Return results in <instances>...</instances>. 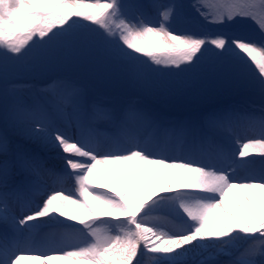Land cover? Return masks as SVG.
Instances as JSON below:
<instances>
[{"label":"snow or ice","instance_id":"1","mask_svg":"<svg viewBox=\"0 0 264 264\" xmlns=\"http://www.w3.org/2000/svg\"><path fill=\"white\" fill-rule=\"evenodd\" d=\"M192 7L202 19L176 30L175 0H0V264H142L149 255L155 264H221L220 255L230 257L223 264H264V0H232L211 14L200 0ZM245 20H258L259 34ZM53 70L64 75L32 95L17 80ZM205 87L230 102L198 119L119 99L128 89ZM240 122L257 134L236 135ZM52 148L63 173L41 155ZM62 175L74 177L76 193L53 190L31 214L9 215L10 199ZM46 221L62 226L47 241L56 250L25 256L19 246L35 242L21 227Z\"/></svg>","mask_w":264,"mask_h":264},{"label":"rangeland","instance_id":"2","mask_svg":"<svg viewBox=\"0 0 264 264\" xmlns=\"http://www.w3.org/2000/svg\"><path fill=\"white\" fill-rule=\"evenodd\" d=\"M144 2L148 3L150 2V0H144ZM162 2H168V0H162ZM175 2L182 6L181 15L174 18V20L172 21V27L175 28L176 30L191 28L197 19H202L200 13H198L196 9L192 7L194 0H175ZM231 2L232 0H200V4L203 6L202 11L209 14L217 12L225 4ZM150 14L152 15L154 21L158 19V17H156L154 13H150ZM244 25L245 27H248L250 25L251 28L255 29L256 33L259 34L258 20L257 21L245 20ZM91 27L97 28V26L94 24H92ZM62 75H64L63 71L53 70L41 74L21 75L17 77V80L19 81L21 88L25 92V94L32 95L40 91L41 89H45L49 84H51L53 80L58 79ZM81 82L82 85L88 88L92 94L102 96V98L106 102L112 103L117 99L115 92H113L110 88H106V87L101 88L100 86L92 83L87 79H82ZM129 98L137 99L141 104L155 108L156 110L174 119L202 118L213 108L230 102V96L228 93L207 87L189 89L186 90L181 95H168V96H152V95L137 93L132 89H128L126 90L125 93H123L119 97V99L121 100H126ZM248 107H249V111L253 112L254 114H257L256 116L259 115L258 103H253ZM66 125L67 123L63 120L58 121L57 124L58 127H63V128ZM99 126L102 131L110 132L111 130L107 125L103 124L102 122ZM247 127H248V123L245 127L244 134L245 133L249 134L251 132L252 127H249L250 128L249 130L246 129ZM236 128L237 126L235 127V131L237 130ZM149 132L150 130H146L144 135L147 136ZM54 151L57 152L56 149L54 148L43 149L41 150V155L45 157L47 165H52L51 167L55 169L58 173H63L64 166L60 156L58 154L50 155L51 152ZM259 166H260L259 161L257 160L255 167L259 168ZM244 175H246V173L243 172L242 176ZM102 182L103 181H98V183H102ZM67 185L70 189H72V193H74V190L77 192V186L75 185L74 177H68L67 175H62L54 182L52 181V179L49 180L48 176H44L41 180L38 190L50 194L53 190H64L67 187ZM35 194L31 193V195H35ZM89 199H91V197H89ZM13 204H15L14 200L10 199L7 202V210L10 216H16L18 219L23 218V216L26 214H31V211L33 210V209L28 210L27 208H25L24 203L19 202L15 205ZM27 204H32V203L29 202ZM0 207H4V205L0 204ZM158 215L164 217L166 221H173V217L164 212L158 213ZM49 222L52 223L51 226H49L50 224H48V227L44 226L41 230L39 229L38 231H34V232L32 231L29 234V237L27 239H30L35 243L26 244V247L28 246L27 247L28 249L23 250V254L25 256L39 255L41 254L39 250L43 247L48 249L45 252L47 254H52V252L56 250L54 249L53 246L48 245L47 241L58 240L62 231V226L56 224L55 222H51V221ZM29 223L31 224L35 222H29ZM68 223H73V222L68 221ZM170 226L171 225L168 224L165 230H168V227ZM244 243L245 242H241L242 245ZM139 259H141L142 264L155 263L151 259V255L145 257H139ZM229 259L230 257L226 255H220L218 257V260L221 262V264H223L224 261H227ZM24 260H32V259H24ZM185 260H187L186 262H189L191 260V257H185ZM35 263L38 264V262L36 261ZM53 264L55 263L53 262Z\"/></svg>","mask_w":264,"mask_h":264},{"label":"bare ground","instance_id":"3","mask_svg":"<svg viewBox=\"0 0 264 264\" xmlns=\"http://www.w3.org/2000/svg\"><path fill=\"white\" fill-rule=\"evenodd\" d=\"M255 115H257V114H255ZM259 116V115H258ZM258 116H256V118H258ZM68 127V125H66V126H64V128H67ZM61 128H63V127H61ZM248 130V129H247ZM235 133L238 135V136H240V137H250V136H255L257 133H256V131L253 129V128H251V132L248 134V133H245V134H243V128H241L240 130H236L235 131ZM232 147L233 148H236V147H238V145H235V144H233L232 145ZM55 154H57V152H51V154L50 155H55ZM49 168H52L51 166L52 165H47ZM64 166V165H63ZM238 175H240V176H242L243 175V172H240ZM48 179L49 180H51L52 179V181H54L55 182V180H57L58 178L57 177H49L48 176ZM239 182V181H238ZM65 185V184H64ZM39 187V186H38ZM64 192H66L67 194L68 193H72V189H70L69 187H68V185H67V187L63 190ZM74 193H76V191L74 190ZM73 193V194H74ZM46 195H48V193H46V192H44V191H41V190H38V192L33 196V200H32V204H26V203H24L25 204V208H27L28 210H30V209H35L36 207H38V206H40V204H41V201H42V199L43 198H46ZM28 203V202H27ZM233 203H234V198H233ZM17 220H19L16 216H14ZM48 224H50L49 226H51V224L52 223H50L49 221H46V222H44L40 227H37V228H34V229H32L31 231H28V230H26V229H24L23 227H21V230H22V232L24 233V236H25V238L27 239L28 237H29V234L33 231H38L39 229L41 230L44 226L45 227H48ZM20 247V249L21 250H27L28 248V246L26 247V244H22V245H20L19 246ZM48 249H46V248H41L40 250H39V252L42 254V253H45L46 251H47ZM53 250V249H52ZM185 261H187V260H185ZM37 262V261H36ZM54 263L55 264H69V261H67V260H61V261H54ZM21 264H36L35 263V260H22L21 261ZM155 264V263H154ZM187 264H190V261L189 262H187Z\"/></svg>","mask_w":264,"mask_h":264}]
</instances>
